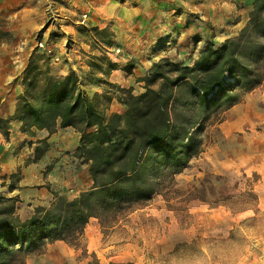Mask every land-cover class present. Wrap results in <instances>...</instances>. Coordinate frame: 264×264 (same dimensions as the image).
Here are the masks:
<instances>
[{"label":"rangeland","instance_id":"374dc122","mask_svg":"<svg viewBox=\"0 0 264 264\" xmlns=\"http://www.w3.org/2000/svg\"><path fill=\"white\" fill-rule=\"evenodd\" d=\"M153 1L110 0L111 6L96 9L98 12L104 9L107 19L97 17V22H92L90 16L95 15L92 7L75 6L68 0H52L54 5L44 6L42 10L43 26L38 29L24 24L14 26V35L2 48L7 67L4 73L12 76L8 79L13 88L8 93L15 95L18 92L19 87L15 84L18 81L20 85L22 72L32 56L33 66L40 68L48 62L61 74L73 70L81 79L85 93L93 97L107 114L122 112L123 107L116 104V93L111 84L128 86L133 93H140L144 90L145 79L153 78L152 72H143L144 66L149 64L148 57H154L150 58L151 64L161 59L179 61L176 38L169 43L159 39V47L164 50L161 56L149 52L140 60L122 49L128 46L135 33L141 36L147 29H153L156 35L152 37L151 32L150 39L160 33H170V25L162 26L170 17L177 15V20L189 19L183 6H151ZM206 1L230 6L228 18L222 21L224 26L241 23L242 16L248 15L240 12L241 0ZM118 2L125 4L117 6ZM13 11L14 8L0 12L5 14L0 18L4 27L5 22L17 24L6 18L12 16ZM11 18L15 19L14 16ZM38 39L42 40L44 47L36 45ZM196 41L197 36L193 38V42ZM168 44L171 52L167 49ZM117 48L118 52L115 51ZM10 52L16 54L12 59L9 58ZM41 57L44 61H40ZM113 59L116 61L112 62ZM53 63H57L59 69ZM108 64L115 65L113 69L116 71L111 72V68L108 72ZM150 83L157 86L158 80ZM222 116L221 121H204L191 129L193 155L182 171L158 185L150 199L116 214L91 218L82 237L74 246L69 245L71 251L61 254L64 263L264 264V80L243 94L240 102ZM68 131L73 139L69 134L64 140L59 138L56 146L60 144V158L56 153L52 157L55 163L62 159L61 166L69 168L68 173L64 171L63 191L71 197L82 191L79 186L84 191L91 183L89 186L81 184L88 175L87 165L74 153L79 134L72 129ZM26 145L45 148L43 139H25L22 146ZM19 147L21 149V143ZM50 167L46 165L45 170L50 171ZM11 174L10 181L0 175V195L18 198L14 202L15 215L24 220L40 205L20 200L7 192L6 182L15 185L23 177L19 168ZM39 254H28L25 264H36L35 258ZM42 264L49 263L43 261Z\"/></svg>","mask_w":264,"mask_h":264},{"label":"trees","instance_id":"16d2710c","mask_svg":"<svg viewBox=\"0 0 264 264\" xmlns=\"http://www.w3.org/2000/svg\"><path fill=\"white\" fill-rule=\"evenodd\" d=\"M10 37L0 19V46ZM32 58L13 115L0 117V133L7 137L12 121L29 137L71 127L79 134L75 156L87 165L92 183L73 199L57 196L48 208L36 206L24 220L15 215L18 198L0 195V264H25L28 254L42 253L56 240L74 246L91 218L147 201L167 177L182 171L195 149L191 129L221 121L264 80V0H253L236 35L207 40L192 64L154 62L142 92L111 84L122 112L107 114L73 70L61 74L48 62L39 68ZM44 150L35 148L36 158ZM13 187L10 182L8 189Z\"/></svg>","mask_w":264,"mask_h":264},{"label":"crops","instance_id":"0c3cea01","mask_svg":"<svg viewBox=\"0 0 264 264\" xmlns=\"http://www.w3.org/2000/svg\"><path fill=\"white\" fill-rule=\"evenodd\" d=\"M109 1L110 0H85L83 3L82 0H68V2L73 3L75 6L83 5L92 7L91 10L96 15L95 16L93 14L90 16V20L92 22H97V17L101 18V20L107 19V15L103 14L105 12L104 9L102 12H98L96 9H99L102 6H111ZM205 1L206 0L153 1V3L150 4L151 6H165L166 8L169 6H183L185 12L189 13V19L185 20L183 17L182 20H177L178 18L175 17L177 15H175L170 17L171 19L164 20V24L162 26L167 27V25H170V33H160L156 38H149L151 32H153L152 37L156 35L153 29H147V32L141 36L138 33H135L130 38L128 46L122 48L123 51H125L131 57H135L140 60L142 59L143 55H146V53L149 52H155L153 55L161 56V52H164V50L162 47H159V39L163 38V40H166V43L167 41L169 43L171 39L176 38L179 42L180 52L177 55V57H179V61H175L188 65L192 64L198 52L203 48L207 40H212L215 43H219L228 37L236 35L242 26L240 24L246 21L248 18V15H243L241 18V23L237 22L232 27L224 26L222 21L225 18H228L229 13L227 12H229L230 6L214 5L208 1ZM241 1L243 2V7L240 9V12L243 11V13L245 12V14H248V12L251 10L253 0ZM52 3V0H0V12L14 8L15 11L10 14H13L12 16H14L15 19L11 18V15L9 17L7 15L6 18H10L11 20L17 22L15 25H12V23L9 25L8 22H5L4 28L8 30L11 35H14V26H18V24H24L28 27H35L38 29L39 27L43 26L44 15L42 10H44V6H53L54 4ZM124 4L125 2H118L117 6H124ZM3 15L5 14L1 13L0 18H3ZM105 25L106 24L103 26ZM196 36L197 41L195 43L193 42V38ZM7 43L8 42H5L0 46V117L3 118L13 115L16 107V95L22 91V86L19 85L17 81L15 86L19 87L18 92H16L15 95L12 92L8 93V90L10 89L12 91L13 87L10 86L11 81L8 79V77L12 78V76L6 75L4 73V71L7 70V67L6 63H4L6 56L2 48H4L5 44ZM169 45L170 44L167 45V49H169ZM86 46L88 48V45ZM68 50L69 49H67V51ZM171 51L172 50L169 49V52ZM87 53L90 52L88 51ZM15 55L16 54H14V52H10L9 58L12 59ZM150 58L153 59L154 57L150 56ZM150 58L148 57L147 63L149 64H146L148 66H144L143 72L150 71L149 69L152 65ZM111 61L114 62L116 59ZM142 63L144 62L142 61ZM53 64L59 69L57 63ZM118 66L119 65H117V67ZM60 69L64 70L65 68L64 66H60ZM113 71H116V69H111V72ZM121 87H124V85H121ZM127 87L128 86H126V88ZM15 89L16 88H14V90ZM116 104L119 103L117 102ZM10 125L11 126H9V134L7 137L0 133V175L4 176L6 181H10L9 175L19 168L23 173V177L19 179L11 191L8 189V184L10 182H6L7 184H4V187L7 188V192L9 194L18 196L20 200L35 203L44 208H48L57 196H66L69 200L76 197V195L69 197L68 193L63 191V187L65 185V181H63V175L65 174L64 171H67V173L69 172L68 166L67 168L62 167V159L55 163V158H53L54 153H56L58 157L60 156V144L58 143L56 146L58 139L61 138V140H64L68 136L67 134L71 136V133L68 130L72 128H61L52 133H49L47 130H37L35 136L29 137L19 130L18 121H12ZM25 139H33V141L42 139L44 140L45 150L39 158H36L35 156V148H31L28 145H26V147L22 146V141ZM72 139L73 138L71 136V140ZM19 143H21V149H19ZM75 148L76 145L73 147V149ZM28 158H31L30 161H26ZM46 165H51L50 171L45 170ZM68 178V180H70L71 176ZM90 183H92V181L88 174L85 179L81 181V184L84 186H89ZM78 189L79 191H83L81 186H79ZM70 249L71 247L63 241L56 240L50 242L47 244L43 253L36 255L35 262L36 264H42L43 261H47L49 264H70L69 262L64 263L62 256L65 254V252L71 251Z\"/></svg>","mask_w":264,"mask_h":264},{"label":"built area","instance_id":"2783aa9c","mask_svg":"<svg viewBox=\"0 0 264 264\" xmlns=\"http://www.w3.org/2000/svg\"><path fill=\"white\" fill-rule=\"evenodd\" d=\"M36 45L39 46V47H44V44L42 43V40H41V39H38V40H37ZM115 51L118 52L119 49L117 48ZM55 59L57 60L56 57H55Z\"/></svg>","mask_w":264,"mask_h":264}]
</instances>
